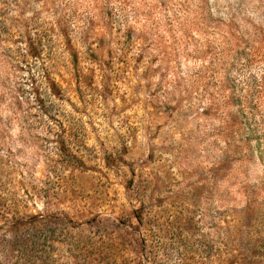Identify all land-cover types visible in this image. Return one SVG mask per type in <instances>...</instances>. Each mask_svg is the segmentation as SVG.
I'll return each mask as SVG.
<instances>
[{"label": "rangeland", "instance_id": "obj_1", "mask_svg": "<svg viewBox=\"0 0 264 264\" xmlns=\"http://www.w3.org/2000/svg\"><path fill=\"white\" fill-rule=\"evenodd\" d=\"M0 264H264V0H0Z\"/></svg>", "mask_w": 264, "mask_h": 264}, {"label": "trees", "instance_id": "obj_2", "mask_svg": "<svg viewBox=\"0 0 264 264\" xmlns=\"http://www.w3.org/2000/svg\"><path fill=\"white\" fill-rule=\"evenodd\" d=\"M51 85H52L53 88H56V85H55V83L53 81H51Z\"/></svg>", "mask_w": 264, "mask_h": 264}]
</instances>
